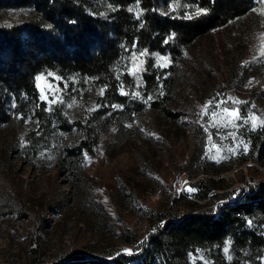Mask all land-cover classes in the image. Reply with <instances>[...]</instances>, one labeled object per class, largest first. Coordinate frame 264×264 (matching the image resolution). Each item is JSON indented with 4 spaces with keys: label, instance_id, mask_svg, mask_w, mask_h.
Wrapping results in <instances>:
<instances>
[{
    "label": "rangeland",
    "instance_id": "1",
    "mask_svg": "<svg viewBox=\"0 0 264 264\" xmlns=\"http://www.w3.org/2000/svg\"><path fill=\"white\" fill-rule=\"evenodd\" d=\"M256 1L58 0L40 15L33 11V0H0V149L23 145L24 132L34 120L29 112L33 99L43 103L53 126L64 121L67 125L82 108H94L96 96L110 86L131 94L145 57L154 56L167 67L193 40L194 34L180 23L203 14L201 8L213 12L212 55L219 86L216 95L195 103L198 115L185 133L184 125H177L152 131L150 138L134 143L122 139L108 156L107 143L116 141L113 127H108L94 155L68 152L75 175L71 180L56 176L62 152L49 132L40 137L37 153L23 157L15 153L7 175L0 171V264H17L29 256L34 230L43 263L72 251L116 254L131 249L129 255L135 256L156 226L149 227L144 208L154 209L161 200L176 198L184 213L183 200L197 199L199 180L211 185L208 195L230 190L238 194L264 180V163L251 156L244 139L264 124V22L248 37L242 61L248 75L239 85L228 77L229 55L223 52L219 33L230 19L247 15ZM11 118L15 122L6 125ZM125 176H134L142 185L140 196L123 205L115 192ZM49 184L61 205L46 214L49 225L36 229L34 211L23 218L13 198L22 191L40 193ZM232 201L221 197L200 203L207 208ZM248 223L261 242L226 238L220 245L190 250L188 264H264V223ZM122 232L135 234V243L120 239Z\"/></svg>",
    "mask_w": 264,
    "mask_h": 264
},
{
    "label": "trees",
    "instance_id": "2",
    "mask_svg": "<svg viewBox=\"0 0 264 264\" xmlns=\"http://www.w3.org/2000/svg\"><path fill=\"white\" fill-rule=\"evenodd\" d=\"M50 2L59 4L58 0H33L34 13L41 15ZM212 19L213 12L209 9L181 22L180 25L190 30L194 38L172 64L163 67L154 56L145 57L140 76L131 87V94H120L116 87L110 86L96 96L94 108L80 109L67 125L64 121L51 126L43 103L33 99V108L29 112L34 120L24 132L23 145L0 149L2 174L7 175L15 153L19 157L37 153L42 147L40 137L45 132L55 135L60 143L62 154L57 159L56 176L62 175L70 180L75 175L70 170L72 161L66 158L68 152L77 150L79 154L94 155L101 134L108 127H113L116 136V141H109L104 149L108 156L114 143L122 139L134 143L143 137L150 138L152 131L176 129L177 125H184L182 131L185 133L190 123L196 121L199 107L195 103H204L219 90L212 55L215 40V32L210 27ZM263 22L264 0H257L247 15L230 19L219 30L223 52L225 56L229 55L228 77L238 80L237 85L248 75V69L242 62L247 54V41ZM146 25L150 27L149 23ZM110 104L120 105L121 108L109 110ZM22 118L20 116L18 120L22 121ZM14 119L11 118L6 125L14 123ZM175 135L180 136L178 132ZM244 139L251 156L264 163V124L247 132ZM81 177L79 173L78 179ZM141 182L134 176L123 177L116 188V200L123 205L126 201L133 203L140 196L138 189ZM198 184L201 189L197 199H184L185 212L182 214L176 198L169 202L161 200L154 209L144 208L143 216L149 227L155 223L156 226L135 256L72 251L65 252L50 264H188L186 259L190 250L220 245L226 238L239 243L248 239L261 242L248 221L264 223V180L247 185L238 194L230 190L225 193L213 191L208 195L211 185L205 180H199ZM221 197L233 198V201L207 208L200 203L202 199L217 201ZM60 199L53 184H49L34 195L20 192L13 198V205L23 218L34 211L33 226L43 229L49 225L46 214L60 207ZM119 237L127 243H135L137 238L127 232L120 233ZM29 241L34 244L29 256L17 264H48L41 262L43 252L35 230L30 232Z\"/></svg>",
    "mask_w": 264,
    "mask_h": 264
},
{
    "label": "snow or ice",
    "instance_id": "3",
    "mask_svg": "<svg viewBox=\"0 0 264 264\" xmlns=\"http://www.w3.org/2000/svg\"><path fill=\"white\" fill-rule=\"evenodd\" d=\"M206 12H207L206 9H203V8L199 9V13H206ZM186 18H188V19H192L193 17H192V16H188V17H186ZM37 79H39V77H37ZM41 99H43V97H41ZM189 191H195V190H194V189H189ZM224 251L227 253V252H228V248L226 247V248L224 249ZM123 252H124L125 254H132V250H131V249H124ZM118 255H119V254H118ZM229 259H230V257H229Z\"/></svg>",
    "mask_w": 264,
    "mask_h": 264
}]
</instances>
